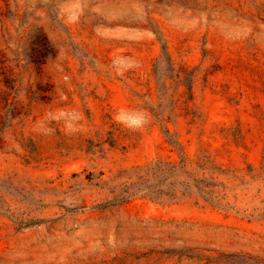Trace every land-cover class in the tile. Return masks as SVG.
<instances>
[{"label": "rangeland", "instance_id": "obj_1", "mask_svg": "<svg viewBox=\"0 0 264 264\" xmlns=\"http://www.w3.org/2000/svg\"><path fill=\"white\" fill-rule=\"evenodd\" d=\"M0 264H264V0H0Z\"/></svg>", "mask_w": 264, "mask_h": 264}, {"label": "clouds", "instance_id": "obj_2", "mask_svg": "<svg viewBox=\"0 0 264 264\" xmlns=\"http://www.w3.org/2000/svg\"><path fill=\"white\" fill-rule=\"evenodd\" d=\"M114 118L117 123L122 124L124 127L129 128L130 130H137L146 122V119L142 113L129 112L124 109H121Z\"/></svg>", "mask_w": 264, "mask_h": 264}, {"label": "trees", "instance_id": "obj_3", "mask_svg": "<svg viewBox=\"0 0 264 264\" xmlns=\"http://www.w3.org/2000/svg\"><path fill=\"white\" fill-rule=\"evenodd\" d=\"M40 37H41L42 39H44V41H45L44 43H45V45H46V49H47V51H46L45 53L41 54L40 56H36V58L33 57L34 61L37 62V63H41V62H43V60H44L47 56H49L50 54H52V52H53L51 46L49 45V43L47 42L45 36H44L42 33H40Z\"/></svg>", "mask_w": 264, "mask_h": 264}]
</instances>
